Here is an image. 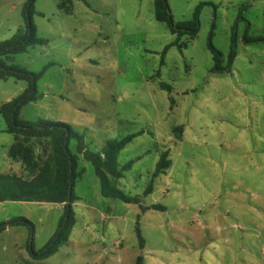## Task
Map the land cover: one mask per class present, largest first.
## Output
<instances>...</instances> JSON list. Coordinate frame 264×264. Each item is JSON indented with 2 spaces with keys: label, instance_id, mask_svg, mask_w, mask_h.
Instances as JSON below:
<instances>
[{
  "label": "rangeland",
  "instance_id": "374dc122",
  "mask_svg": "<svg viewBox=\"0 0 264 264\" xmlns=\"http://www.w3.org/2000/svg\"><path fill=\"white\" fill-rule=\"evenodd\" d=\"M26 3L0 0V42L25 28ZM168 4L176 24L200 9L194 40L156 21L155 0L36 1L33 23L48 43L10 63L33 74L48 69L21 120L64 123L92 152L134 136L119 154L116 186L143 206L165 209L142 214L137 205L103 197L94 167L78 156L83 175L72 241L38 262L30 229L8 226L0 232V264H264V0ZM28 88L0 81V176L11 173L14 143L1 108ZM70 150L77 155L76 140ZM164 152L171 166L153 181ZM12 171L25 174L20 163ZM152 181L153 193L144 196ZM63 216L55 204H0V226L16 218L34 225L37 252Z\"/></svg>",
  "mask_w": 264,
  "mask_h": 264
},
{
  "label": "trees",
  "instance_id": "16d2710c",
  "mask_svg": "<svg viewBox=\"0 0 264 264\" xmlns=\"http://www.w3.org/2000/svg\"><path fill=\"white\" fill-rule=\"evenodd\" d=\"M37 0H27L23 16L25 28L10 40L0 42V81L15 79L29 84L25 94L5 104L1 108V115L7 125L6 133L14 136V143L9 150V159L20 163L25 174L15 173L0 176V203H47L63 206L64 216L59 223L58 230L50 240L47 247L37 252L34 249V225L26 219L16 218L8 224L0 226L3 232L8 226H26L31 231V250L33 260L41 262L55 255L64 245L68 244L72 231L76 225L74 205L78 201L75 187L81 179L83 172L79 171V158L92 164L96 175L101 182L102 196L107 199L119 200L127 205H137L142 213L148 211H162L165 208L159 205L150 207L142 205L139 196L132 197L117 188L116 182L123 177V172L118 169V157L120 152L135 138L130 136L121 141L110 142L99 152L89 150L84 137L75 132L64 123H53L45 120L38 122H26L21 120L23 107L38 100L37 83L42 78L45 68L40 74H33L19 65L10 63V58L17 54L26 53L29 48L44 46L48 42L37 35L33 16L36 13ZM72 4V1H69ZM200 9H198L192 21L176 24L170 12L168 0H155V18L159 23H164L173 35L179 37L187 35L194 40L200 30ZM213 34H211V37ZM210 38V49L215 55V60L221 63V54L214 49ZM235 54L230 56V64ZM164 89L169 90L167 87ZM68 131V132H67ZM176 132L183 134L182 128ZM175 132V133H176ZM180 140V138H178ZM77 142V155L70 150L71 141ZM132 163L124 169H130ZM171 166L169 152L160 156L153 181L163 175ZM27 174V175H26ZM153 181L147 188L144 196L153 193ZM71 192V194H70ZM136 234L139 245L144 248L145 241L142 237L139 221L136 223ZM142 264V258L138 259Z\"/></svg>",
  "mask_w": 264,
  "mask_h": 264
},
{
  "label": "crops",
  "instance_id": "0c3cea01",
  "mask_svg": "<svg viewBox=\"0 0 264 264\" xmlns=\"http://www.w3.org/2000/svg\"><path fill=\"white\" fill-rule=\"evenodd\" d=\"M8 157H9V153H8ZM10 165H11V173H13V171H12V169L14 168V166H15V162H12L11 160H10ZM78 200H79V198H78ZM0 204H2V203H0ZM153 206V205H152ZM139 207V206H138ZM147 207H150V206H147ZM139 209H140V207H139ZM111 211V210H110ZM75 212V211H74ZM100 214H102L103 215V213H101L100 211H98ZM114 212V207H112V211H111V213H113ZM140 212L142 213V211H141V209H140ZM88 213V212H87ZM142 214H144V213H142ZM75 217H77V215H76V212H75ZM107 219H114L115 218V216H113V215H110V216H108V217H106ZM138 218H139V216H138ZM88 219H90V218H88ZM76 226H77V224L75 225V227H74V229H73V231H72V234H71V237H70V240H69V242L70 241H72V239L74 238V235H75V229H76ZM68 242V243H69Z\"/></svg>",
  "mask_w": 264,
  "mask_h": 264
},
{
  "label": "water",
  "instance_id": "95a60500",
  "mask_svg": "<svg viewBox=\"0 0 264 264\" xmlns=\"http://www.w3.org/2000/svg\"><path fill=\"white\" fill-rule=\"evenodd\" d=\"M68 132V131H67ZM70 194H71V192H70Z\"/></svg>",
  "mask_w": 264,
  "mask_h": 264
}]
</instances>
